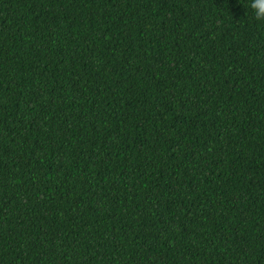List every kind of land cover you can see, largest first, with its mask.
Returning a JSON list of instances; mask_svg holds the SVG:
<instances>
[{
  "label": "trees",
  "instance_id": "obj_1",
  "mask_svg": "<svg viewBox=\"0 0 264 264\" xmlns=\"http://www.w3.org/2000/svg\"><path fill=\"white\" fill-rule=\"evenodd\" d=\"M251 2L0 0V264H264Z\"/></svg>",
  "mask_w": 264,
  "mask_h": 264
},
{
  "label": "clouds",
  "instance_id": "obj_2",
  "mask_svg": "<svg viewBox=\"0 0 264 264\" xmlns=\"http://www.w3.org/2000/svg\"><path fill=\"white\" fill-rule=\"evenodd\" d=\"M250 7L253 9L254 18L264 22V0H252Z\"/></svg>",
  "mask_w": 264,
  "mask_h": 264
}]
</instances>
